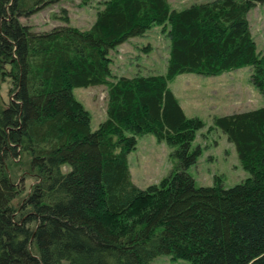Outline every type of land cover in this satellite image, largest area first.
<instances>
[{
    "label": "trees",
    "instance_id": "obj_1",
    "mask_svg": "<svg viewBox=\"0 0 264 264\" xmlns=\"http://www.w3.org/2000/svg\"><path fill=\"white\" fill-rule=\"evenodd\" d=\"M62 1L0 0V264H264V107L213 119L249 177L196 187L187 170L200 155L199 120L168 85L249 67L264 97V51L249 25L264 0L181 10L105 0L87 30L71 27L65 9L47 32L19 21ZM154 26L169 39L165 73L113 79L110 53ZM95 86L106 87V117L92 131L72 91ZM144 134L172 146L176 166L140 189L128 156Z\"/></svg>",
    "mask_w": 264,
    "mask_h": 264
},
{
    "label": "rangeland",
    "instance_id": "obj_2",
    "mask_svg": "<svg viewBox=\"0 0 264 264\" xmlns=\"http://www.w3.org/2000/svg\"><path fill=\"white\" fill-rule=\"evenodd\" d=\"M105 0H65L52 5L28 18L19 21L34 32H47L63 23L61 10L67 11L69 25L87 30L95 20ZM213 0H169L171 9L181 10L192 4ZM249 25L257 51H264V4L258 5L249 14ZM169 39L161 27L150 28L142 37L130 39L110 53V73L118 77L162 75L166 71ZM251 68L245 67L224 73L217 77L184 74L174 78L168 85L177 97L180 106L189 119L199 120L194 132L192 149L199 148L195 165L187 173L196 187L221 184L231 188L249 177L239 164L234 147L225 136L213 126V119L223 115L240 113L264 107V97L250 82ZM9 82L2 85L5 96ZM74 98L90 115V128L96 130L105 119L106 87L77 88L72 91ZM174 148L158 142L151 134L136 137V147L128 156L132 182L140 189L159 182L171 174L176 166ZM20 181L22 173L13 171ZM33 181L24 183L27 192ZM150 264H188L183 260H171L160 256Z\"/></svg>",
    "mask_w": 264,
    "mask_h": 264
},
{
    "label": "crops",
    "instance_id": "obj_3",
    "mask_svg": "<svg viewBox=\"0 0 264 264\" xmlns=\"http://www.w3.org/2000/svg\"><path fill=\"white\" fill-rule=\"evenodd\" d=\"M257 6H258V5H257ZM257 6H256V7H257ZM256 7H255V8H256ZM255 8H254V9H255ZM254 9H253V10H254ZM253 10H252V11H253ZM249 14H250V13H249Z\"/></svg>",
    "mask_w": 264,
    "mask_h": 264
}]
</instances>
